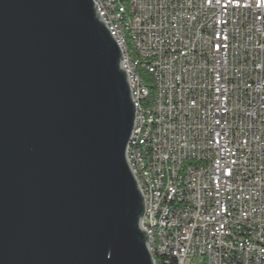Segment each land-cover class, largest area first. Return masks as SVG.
<instances>
[{"label": "water", "instance_id": "95a60500", "mask_svg": "<svg viewBox=\"0 0 264 264\" xmlns=\"http://www.w3.org/2000/svg\"><path fill=\"white\" fill-rule=\"evenodd\" d=\"M123 63L93 0H0V264H156Z\"/></svg>", "mask_w": 264, "mask_h": 264}, {"label": "built area", "instance_id": "2783aa9c", "mask_svg": "<svg viewBox=\"0 0 264 264\" xmlns=\"http://www.w3.org/2000/svg\"><path fill=\"white\" fill-rule=\"evenodd\" d=\"M93 1L123 51L138 126L141 112L155 124L143 130L157 192L127 151L142 228L158 226L162 257L176 264H264V0H127L143 95L112 0Z\"/></svg>", "mask_w": 264, "mask_h": 264}, {"label": "bare ground", "instance_id": "6f19581e", "mask_svg": "<svg viewBox=\"0 0 264 264\" xmlns=\"http://www.w3.org/2000/svg\"><path fill=\"white\" fill-rule=\"evenodd\" d=\"M113 14L117 19V31H119L120 40H123V47L127 50V59H130V64H133V79L137 80L134 85V95H143V86H146V81L142 78V64L139 62V53L136 52V43L134 40V33L129 28V18L125 11L128 10L127 0H112ZM146 133H153L155 131V124H152V113L141 112V126H138V115H136L135 126L128 150H136V162L139 164L140 177L146 178L145 188L148 192H157V185H155V178H149L151 171V161L148 160L147 147L148 137H144V130ZM174 206H165V215H173ZM232 231L234 233H241L240 224H232ZM149 245L150 253L154 260L157 256L162 255V245H160V236H158V226L156 224H149ZM156 262V261H155Z\"/></svg>", "mask_w": 264, "mask_h": 264}, {"label": "trees", "instance_id": "16d2710c", "mask_svg": "<svg viewBox=\"0 0 264 264\" xmlns=\"http://www.w3.org/2000/svg\"><path fill=\"white\" fill-rule=\"evenodd\" d=\"M141 76L146 81V79L144 78V72H142ZM148 78H150V75H149ZM150 88H151V90H153V87H150ZM152 94H153V91L151 92V95ZM155 261H156V264H176L175 260L163 258L162 255L161 256H157L155 258Z\"/></svg>", "mask_w": 264, "mask_h": 264}, {"label": "rangeland", "instance_id": "374dc122", "mask_svg": "<svg viewBox=\"0 0 264 264\" xmlns=\"http://www.w3.org/2000/svg\"><path fill=\"white\" fill-rule=\"evenodd\" d=\"M144 78L146 79V74H144Z\"/></svg>", "mask_w": 264, "mask_h": 264}]
</instances>
